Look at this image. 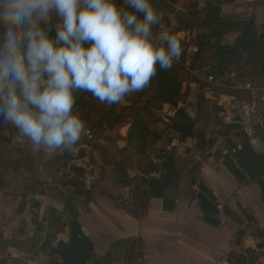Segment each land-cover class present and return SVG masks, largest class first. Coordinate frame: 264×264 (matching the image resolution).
<instances>
[{
	"label": "crops",
	"instance_id": "1",
	"mask_svg": "<svg viewBox=\"0 0 264 264\" xmlns=\"http://www.w3.org/2000/svg\"><path fill=\"white\" fill-rule=\"evenodd\" d=\"M222 1V18L235 29L249 28L256 40L264 38V0ZM166 2L182 12L195 5ZM157 12L170 23L159 32H170L172 16ZM175 36L188 42L195 31ZM237 36L234 31L224 40L233 44ZM195 50L191 46L180 62L178 108L150 105L140 112L159 136L147 141L145 156L127 142L131 113L119 117L121 108L134 105L137 92L111 105L86 93L73 108L84 133L74 150L57 155L88 162L83 174L89 183L71 209L57 185L78 170L58 168L53 158L25 145L11 124L0 123V264H119V256L105 257L115 242L127 239L136 241L137 264H264V85L254 95L255 68L233 58L226 64L229 73L214 85L198 83L193 74L204 65ZM204 57L206 64L215 63L213 53ZM232 100L243 105V127L220 119V106ZM196 131L205 137L199 149ZM129 181L131 186L124 184ZM135 185L137 200L127 205ZM45 207L51 224L43 233ZM48 234L52 239L44 244Z\"/></svg>",
	"mask_w": 264,
	"mask_h": 264
},
{
	"label": "clouds",
	"instance_id": "2",
	"mask_svg": "<svg viewBox=\"0 0 264 264\" xmlns=\"http://www.w3.org/2000/svg\"><path fill=\"white\" fill-rule=\"evenodd\" d=\"M156 0H0V123L51 159L84 133L77 93L119 103L182 55Z\"/></svg>",
	"mask_w": 264,
	"mask_h": 264
},
{
	"label": "trees",
	"instance_id": "3",
	"mask_svg": "<svg viewBox=\"0 0 264 264\" xmlns=\"http://www.w3.org/2000/svg\"><path fill=\"white\" fill-rule=\"evenodd\" d=\"M170 3L174 4L175 0H171ZM193 4L195 5L193 7H189L187 10V20H190L192 23H198V25H185L183 23L177 22L174 26H172L170 33L175 35L181 31L192 33L196 30H200V34L196 36L195 40L183 43L181 42L183 47L182 55L178 58L177 62L173 63L172 68L168 70H159L158 68L157 74L151 79L148 86L137 92L134 105L121 108L119 117L125 113H131L132 117V122L127 132V142L131 145V147L134 148L136 153L141 156L146 155L147 141L155 139L156 137L159 138V136L155 135L151 131V123L145 121L140 112L148 109L150 105H152L155 109H160L165 105L170 106L171 108H178L179 104L183 100L182 80L178 76V70L180 67V62L183 61V57H185L187 50L191 46L196 48L194 58L197 60V62L203 65L206 64V57H204V53H213L215 63L210 65L212 74L215 78L222 77L226 73H229L226 64L230 59L233 58L239 60V62H242V64L253 66L255 68V76L258 80L257 85L260 87L261 85H264V38L262 40H256L252 34L251 37H249V28L241 27L239 29H235L234 23L231 20L222 18L220 9V5L223 4L222 0H216L214 5L207 2ZM153 7L157 10V7L154 5ZM199 14L201 17H198ZM159 28L160 24L154 26L153 33L158 35ZM234 31L238 32V36L234 40L233 44H228L224 39ZM260 44L263 45L260 46ZM87 94L93 96L90 92H87ZM217 111H219V108H217ZM220 112V119L223 120L224 118H229L232 126L243 127L242 118L244 108L242 104L236 102L235 100L229 101L228 103L220 106ZM195 137L196 147L199 149L205 144L204 132L196 131ZM53 159L58 165L63 161L61 165L66 167L67 170L68 167H71V169L73 167V169L78 170L76 173L78 176H70L69 178L66 177L68 174L65 176V179L67 180L66 183L68 185H76L77 181L75 180L77 177H81L83 175L85 172L84 169L76 167V163L74 162L73 158L69 156V154L64 156L56 155ZM124 184L131 186L130 181L125 182ZM144 184H146L145 181ZM83 188V185L80 184L78 191L76 192L72 193L68 190L59 192V195L65 199L64 203L66 209H71L73 206V201L77 197L86 194L81 192V189ZM137 192L138 188L135 185L129 201L126 202L127 205H134V200L135 198L137 200L138 196ZM146 202L147 201H144V209L146 207ZM72 216L73 218H76V215L73 212ZM53 217L54 215H52V218ZM51 239V235L48 234V236L45 238L44 244L50 243ZM135 246L136 241L133 239L115 242L111 246V251L106 255L105 259H108V257L114 255L121 256L120 261L122 262L128 261L131 259L133 253H137L135 252ZM242 264L246 263L244 262ZM248 264H253V261L249 262Z\"/></svg>",
	"mask_w": 264,
	"mask_h": 264
},
{
	"label": "built area",
	"instance_id": "4",
	"mask_svg": "<svg viewBox=\"0 0 264 264\" xmlns=\"http://www.w3.org/2000/svg\"><path fill=\"white\" fill-rule=\"evenodd\" d=\"M185 1L190 2V3H198L200 0H185ZM193 77L198 83H201V84L214 85L216 83V78L212 74V69H211L210 64H205L204 67L202 68L201 72L200 73L199 72L194 73ZM251 90H252L253 94L257 96L262 91V88L260 86H254L251 88ZM261 101H264V98H262ZM22 139H23V143L25 145H27L28 147L32 146L31 143L26 138H22ZM85 157L87 158V156H85ZM73 160L76 163L75 164L76 167L83 168L84 171H86V172L88 171L87 170L88 162H82L81 161L82 159L78 156H75L73 158ZM71 177H74V176L71 175ZM45 178H46V176H44V179ZM88 180H89L88 174H83L81 177L76 178V180H75V181H77L76 185L70 186L66 183L67 180L64 179L59 186V190L60 191H67L68 190L69 192H72V193L76 192V191H78V187L80 184L83 185V187H86L87 184L89 183ZM86 188H88V187H86ZM43 191H44L43 197L49 199L47 186H44ZM126 198H127V196H125V199ZM43 210H44V214H43V218H42L43 219V225L42 226H43V233H45L51 217H50V213H49L48 208L45 207V208H43Z\"/></svg>",
	"mask_w": 264,
	"mask_h": 264
},
{
	"label": "water",
	"instance_id": "5",
	"mask_svg": "<svg viewBox=\"0 0 264 264\" xmlns=\"http://www.w3.org/2000/svg\"><path fill=\"white\" fill-rule=\"evenodd\" d=\"M153 5L157 8L164 9L169 15L174 17V19L180 23H183L185 25H193L197 26L198 23H192L190 20H187V18L184 16L183 12L177 11L173 6L168 4L166 0H156V2L153 3ZM249 37H251V30L249 29ZM263 45V44H262ZM260 44V46H262ZM87 92L77 93L76 103L74 105V108L83 100V98L86 96ZM260 142L257 140L254 148L258 149L260 146Z\"/></svg>",
	"mask_w": 264,
	"mask_h": 264
},
{
	"label": "rangeland",
	"instance_id": "6",
	"mask_svg": "<svg viewBox=\"0 0 264 264\" xmlns=\"http://www.w3.org/2000/svg\"><path fill=\"white\" fill-rule=\"evenodd\" d=\"M183 1H185V0H183ZM183 10H179V12H182ZM184 13V15L186 16V17H188L187 15H188V12L187 11H185V12H183ZM164 16H166V15H164ZM164 16H161L162 17V21H161V23H160V26H163V27H168L169 26V19H167V18H165ZM171 19V22H173L172 24H176L178 21H176L175 19H174V17H170ZM200 30H196L195 31V38H196V36L197 35H199L200 34ZM183 63V62H182ZM181 65V64H180ZM63 162V161H62ZM61 162V163H62ZM61 163H59V165H58V168L61 166ZM63 181V180H62ZM60 182H61V180L60 181H58V185L57 186H60ZM49 224H51V221H50V223ZM134 256H136V253H133L132 254V256H131V259L134 257ZM121 256H119V258L117 259V258H115V261H117V262H120V260H121V258H120ZM128 260V262H127V264H137L136 263V259L135 258H133V260ZM131 261V262H130ZM119 264H125V262H120Z\"/></svg>",
	"mask_w": 264,
	"mask_h": 264
}]
</instances>
